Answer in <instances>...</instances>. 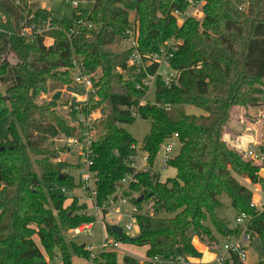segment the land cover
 <instances>
[{"label": "trees", "instance_id": "1", "mask_svg": "<svg viewBox=\"0 0 264 264\" xmlns=\"http://www.w3.org/2000/svg\"><path fill=\"white\" fill-rule=\"evenodd\" d=\"M188 6V0H95L91 10L75 14L73 20L55 17L50 32L26 36L24 24L42 26L53 14L31 0H0V123L13 114L8 137L0 141V177L5 184L0 189V264H48L47 257L53 260L57 249L64 264H72L74 257L90 258L85 244L67 245L64 233L94 224L96 218L83 215L87 206L77 200L66 205L68 198L55 189L78 186L66 172L72 165L53 162L59 157L53 140L75 136L78 126L61 113L60 101H39L42 94L73 83L66 69L74 55L84 60L88 73L96 74L98 101L90 109L103 112L93 126L99 130L93 166L99 205L133 172L130 159L136 155L137 140L123 126L138 120L151 123L142 150L152 166L174 134L181 145L168 161L175 177L162 183L151 171L135 174L127 196L138 210L151 206L135 216L137 235L122 233L119 238L107 226L120 243L148 248L146 261L125 256L123 264H153L157 256L200 257L190 232L211 247L220 244L205 224L208 219L224 239L238 237L240 231L227 228L216 215L222 195L231 200L237 215L252 216L249 229L264 246V212L255 213L251 190L237 179L264 189V164L245 159L224 139L233 107L255 106L256 97L264 95V0H205L202 22L190 18L179 25L173 12ZM80 20L92 27L76 26ZM131 29L138 33L142 53L156 52L170 39L182 44L171 60L180 73L178 85L159 80L154 104H141L147 92L136 88L143 77L131 78L130 52L113 49ZM46 37L55 40L52 46L45 45ZM186 107L205 114H188ZM103 258L104 264H118L117 252Z\"/></svg>", "mask_w": 264, "mask_h": 264}, {"label": "built area", "instance_id": "2", "mask_svg": "<svg viewBox=\"0 0 264 264\" xmlns=\"http://www.w3.org/2000/svg\"><path fill=\"white\" fill-rule=\"evenodd\" d=\"M66 4H70L75 10H79L80 4L85 3L87 0H63ZM190 10L185 12L176 10L173 15L181 22L185 20L198 16L197 14L200 10L197 8V3L194 0H188ZM81 15V11L77 14ZM55 17L51 15L48 21L42 26H26L23 25L22 35H32L33 33H38L44 35L53 29L52 23ZM76 26H84L91 28L92 24L88 21L80 20ZM75 26V27H76ZM75 31L68 34V38L71 39ZM46 39V38H45ZM181 42L176 40H170L165 45L160 47V49L153 53H142L139 50L138 44V33L135 30H129L124 41V50L130 52L129 67L133 70V77H143L142 81L136 84V88L139 91H145L147 94L156 88L157 82L161 80L165 85H178V80L180 73L179 71L173 69L171 60L173 59L175 53L179 50ZM73 79V85L81 88L83 91L82 96L78 94H72L73 97L77 98L75 103L70 105V114L74 117V122L79 128L75 136L67 138L65 141V149L67 153H73L74 149L78 150L77 158L78 170H79V182L77 188H68L64 186H56V190L63 194L70 201L77 200L81 205L87 206L85 210L82 211L83 215H92L95 218H105L107 215L115 210L119 209L120 205H127L130 203V197L127 193L130 186L136 183V173L140 171H151L149 165V155L142 150V142L133 145V149L136 152L135 156L131 157V169L132 173L127 174L116 186L115 191L111 194L107 201L102 205L97 203V187H98V172L93 170L95 153H94V143L95 138L91 128L93 118H91L90 105L92 102L98 101V89L94 86L93 78L94 74H90L86 71L84 60L80 57L73 56L72 66L66 69ZM0 88L2 84L0 83ZM141 104H145L142 100ZM170 107H167L169 109ZM91 111V112H90ZM138 116V115H137ZM175 140L178 141V134H174L166 143L164 144V157L161 160H157L155 164L159 165V170H153L155 174H161L163 170L168 169V161L171 160L173 156V151L175 147ZM252 140V139H248ZM240 154L247 160H250L256 164H264V144L254 143L253 141L239 148ZM158 159V158H157ZM5 186L3 180L0 177V189ZM76 190H79L80 194H76ZM251 208L255 210V213L261 214L264 212V195L260 197L258 201L253 200L251 202ZM92 209L93 213H89L88 210ZM3 215V208L0 207V217ZM132 223L125 224L122 233L129 235L135 229L134 223H136L135 216L131 217ZM252 216L247 213H239L235 218L234 229L240 231L238 237H228L224 239L220 252L216 259L212 263L208 264H235L241 263L246 264L248 257V247L252 245L253 234L249 227L251 224ZM92 224L84 225L80 228L73 230L75 235H80L87 229H89ZM139 231V228L137 226ZM128 233V234H127ZM37 243L38 239L36 238ZM121 243L117 240L114 242H109L106 238L103 243L102 252L110 249L117 251L120 249ZM86 250L90 253V259L86 260V264H97L96 256L94 255L93 247H86ZM189 257V256H188ZM48 264H64L63 261H51L47 260ZM153 264H201L198 262L188 261L187 256L178 255L171 259H166L163 257H154L151 259Z\"/></svg>", "mask_w": 264, "mask_h": 264}, {"label": "rangeland", "instance_id": "3", "mask_svg": "<svg viewBox=\"0 0 264 264\" xmlns=\"http://www.w3.org/2000/svg\"><path fill=\"white\" fill-rule=\"evenodd\" d=\"M194 1L198 2L197 8L200 10V12L197 14L198 16L193 17L191 19L202 22L205 17V13H204L205 0H194ZM31 2H33L37 6H40L41 4H46L49 10L52 11L53 14L55 15V16L53 15L54 17H57L60 19H67V20H73L75 18V14H78L80 11L91 10L95 4V0H87L85 3L80 4L79 10H75L70 4H66L63 0H31ZM190 9L191 8L188 6V8L185 11L190 10ZM185 11H182V12H185ZM134 18H135V14H131V19L134 20ZM178 23L179 25L183 24V22L179 20H178ZM131 30H134V29H131ZM170 40H176V41L181 42L180 40H177V39H170ZM124 41L125 39L122 41V43L119 46L114 47L113 49L116 52L125 51ZM167 42H165V44ZM122 74L125 75L126 77H131L127 75L126 72H122ZM133 74L134 73H132V76ZM97 75L99 76L100 74H97ZM95 76L96 74H94V77ZM73 87L74 86L71 83L70 85L65 86L63 89L57 90V92L54 91V93L51 92L49 94H42L39 98V101L40 102H50L53 100H58V101L61 100L62 103H59V110L65 117H68L69 119H71V121L74 122L75 119L70 114L71 112L69 108L72 103H75L77 101V98L73 97L71 93H76L82 96L83 91L81 89H75ZM256 98H257L256 99L257 102L255 106H248V107L235 106L233 107L232 112H231L230 121L228 125L226 126V129H225L226 132L224 135V139L230 148L235 149L238 152H239V148L241 149L243 146L247 145L248 143L252 141L254 143L261 142L264 144V104H263L264 95L256 97ZM143 102L144 103L150 102L151 104H154L156 102V88H153L146 95V97L143 99ZM186 112L192 115L193 114L194 115L205 114L200 109H197L195 107H186ZM90 115H91V118H93V122L91 124L93 135H94V138L97 139L99 135V130L93 129V126L99 123V121H101V119L103 118V112L101 108H97V109H94L90 113ZM12 120H13V114L11 113L6 119H4L0 123V141L7 139L8 128ZM123 127L128 131V133L133 138L137 140V143H139V142H143V139L150 133L151 123L149 121L138 120L131 125H125ZM78 128H77L76 134L78 132ZM246 136L252 137L253 139L246 140ZM66 139L67 138L64 135H60L56 139L53 140L54 141L53 149L59 152V157L53 160V162L55 163L63 162V163L70 164V165L73 164L74 168L73 169L72 167L68 168L66 172L72 174L75 177L76 182L78 183L79 181V177H78L79 172L77 171L78 170L77 164L79 162L77 158L78 150L75 148L73 153H67L66 149L63 150V148L65 147L64 143ZM174 142L176 145L174 147L173 156H176L180 150L181 145L179 141L177 140H175ZM164 149L165 148L163 147L161 151L159 152L158 159H157L158 161L163 159L164 154H165ZM150 167H151L152 173H153V170L157 171L160 169L158 164L157 165L155 164L154 166L152 165L148 166V168ZM261 171L264 172V169H262ZM172 173H173V170L171 168L163 170L160 174L161 176L160 181L165 182L168 179V177L171 176ZM237 179L239 180L241 184L247 186L251 190L252 201L253 200L258 201L260 199L259 197L260 195L258 193H255L254 187L256 186L257 189H259L260 187L262 188L261 184L251 185V182L248 179H244L240 177H238ZM75 193L78 195L80 194L79 191H76ZM137 196L138 194H134V197H137ZM220 199L222 202V207L217 210L216 215L218 216L220 221H222L224 225H226L227 228H230L231 230H233L235 227V217L237 215V212L232 208L231 200L226 195H222ZM70 202L71 201L68 200L66 202V205H69ZM150 208L151 206H149V204H144L142 206V209L138 210L136 206H134L131 202L127 205H120L118 210L113 211L106 218H101V219L96 218V222L92 225V227L87 229L84 233L80 235H75V233L73 232V229L67 230L64 233V240L67 243V245L71 243H75L77 245L85 244L86 247L92 246L94 249L93 253L96 256L95 259L102 264L105 263L103 254L111 253V252H117L118 264H123L125 256H131L134 258L141 259V257L143 256L145 257V248H142V247L132 248L130 244L121 243V247L117 251L107 249L103 252H102V247H103L104 240L106 238L108 239L109 242H114L115 240H117L114 236H111L107 232L106 226H111V227L118 226L123 229L125 227V224L132 223V219H131L132 216L146 213L147 210ZM88 212L93 213V210L89 209ZM205 224L211 227L213 236L216 237L220 241V244L217 247H211L207 243L201 241L193 231L190 232V236L192 237V243L194 247L201 253V256L200 257H188L187 256L188 261L198 262L201 264L212 263L220 252V249L223 244L224 236H221L217 232V230L212 226L209 219L206 221ZM134 226H135L134 231L130 232L128 236L135 237L137 235V232H136L137 224L134 223ZM263 254H264V246L261 240L258 239L257 237H254L252 241V245L248 247V257H247L246 264H260L263 258ZM60 257H61V253L57 249L55 251V258L51 260L55 261L59 259ZM47 259L49 258L47 257ZM79 259H83V261H85V260H89L90 258L84 259L80 257ZM74 263L79 264V260L75 259Z\"/></svg>", "mask_w": 264, "mask_h": 264}, {"label": "crops", "instance_id": "4", "mask_svg": "<svg viewBox=\"0 0 264 264\" xmlns=\"http://www.w3.org/2000/svg\"><path fill=\"white\" fill-rule=\"evenodd\" d=\"M40 7H41V9H43V10H46V11H49V12H51L52 14H53V12L52 11H50L49 10V8H48V6L46 5V4H41L40 5ZM54 15V14H53ZM55 16V15H54ZM54 42H55V40L52 38V37H46V39H45V41H44V43H45V45L46 46H52L53 44H54ZM74 86V85H73ZM73 88H75V89H81V88H78V87H76V86H74ZM82 90V89H81ZM55 92H57V91H55ZM54 93V92H53ZM56 94V93H55ZM71 94H76V93H71ZM60 101V103H62V101L61 100H59ZM63 105V104H62ZM248 139H253L252 137H249V136H246V140H248ZM259 165H262V164H259ZM78 166V165H77ZM79 167V166H78ZM74 168V165L72 164V169ZM173 170V169H172ZM78 172H79V170H77ZM176 176V171L175 170H173V173L171 174V176L170 177H168V178H173V177H175ZM78 177H79V175H78ZM161 177V176H160ZM161 179V178H160ZM79 182V181H78ZM163 182V181H162ZM252 185V184H251ZM255 189H254V191H255V193H258L260 196L259 197H263V195H264V189L263 188H259V189H257L256 188V186L254 187ZM76 191H79V190H76ZM111 214V213H110ZM107 216H109V215H107ZM106 216V217H107ZM105 217V218H106ZM236 218V217H235ZM93 225V224H92ZM92 225L91 226H89L90 228L92 227ZM106 230H107V226H106ZM85 232V231H84ZM83 232V233H84ZM108 232V231H107ZM136 232L138 233V229H136ZM223 242H224V240H223ZM38 243H39V241H38ZM131 247L132 248H135V247H137V246H134V245H131ZM142 248H145V257L143 256V257H141V259H138V260H140L141 262H144V261H146L147 260V257H146V252H147V247H142ZM199 252V251H198ZM134 254V253H133ZM136 254V253H135ZM75 259H77V260H79V264H86V260L85 261H83V259H79V258H77V257H74L72 260V264L75 262ZM56 261H62V258L60 257L59 259H57ZM81 261V262H80ZM75 264V263H74Z\"/></svg>", "mask_w": 264, "mask_h": 264}, {"label": "water", "instance_id": "5", "mask_svg": "<svg viewBox=\"0 0 264 264\" xmlns=\"http://www.w3.org/2000/svg\"><path fill=\"white\" fill-rule=\"evenodd\" d=\"M4 150V148L3 147H0V151H3ZM260 177L262 178V179H264V172L263 171H261L260 172ZM143 199H144V197H141L140 199H138V202H141V201H143ZM111 230L113 231V233L117 236V237H121V235H122V228H120V227H118V226H112L111 227Z\"/></svg>", "mask_w": 264, "mask_h": 264}]
</instances>
